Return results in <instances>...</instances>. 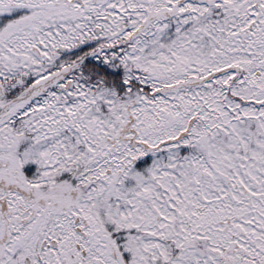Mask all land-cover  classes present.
<instances>
[{"label": "snow or ice", "instance_id": "6c2138e0", "mask_svg": "<svg viewBox=\"0 0 264 264\" xmlns=\"http://www.w3.org/2000/svg\"><path fill=\"white\" fill-rule=\"evenodd\" d=\"M0 264H264V0H0Z\"/></svg>", "mask_w": 264, "mask_h": 264}]
</instances>
